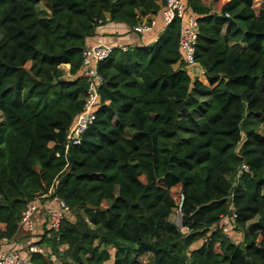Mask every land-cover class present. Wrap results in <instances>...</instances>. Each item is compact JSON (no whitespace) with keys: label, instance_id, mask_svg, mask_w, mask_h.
<instances>
[{"label":"trees","instance_id":"obj_1","mask_svg":"<svg viewBox=\"0 0 264 264\" xmlns=\"http://www.w3.org/2000/svg\"><path fill=\"white\" fill-rule=\"evenodd\" d=\"M184 3L208 84L181 59L175 18L153 43L97 64L94 119L66 150L86 94V39L150 19L164 0H0V238L48 193L71 215L26 264H264V8Z\"/></svg>","mask_w":264,"mask_h":264},{"label":"built area","instance_id":"obj_2","mask_svg":"<svg viewBox=\"0 0 264 264\" xmlns=\"http://www.w3.org/2000/svg\"><path fill=\"white\" fill-rule=\"evenodd\" d=\"M164 30L166 26L175 18L180 21L178 45L181 51V59L192 73L194 70L204 73L195 63L194 44L197 37L196 18L186 11L184 0H164V5L159 12ZM100 23V22H99ZM156 21L153 17L144 19L142 22L129 28L136 34H148L153 31ZM101 26V25H100ZM115 48L127 51L129 46H112L103 42L85 46L82 52V62L80 68V78L87 83L86 94L82 110L74 117L73 122L66 135V150L79 143L80 135L94 119V113L99 105V89L103 84L102 75L97 71V64L108 58ZM247 171L246 165H242L239 173ZM39 210L45 211V230L57 232L64 218L70 213L68 204L61 198L47 195L36 197L30 201L20 216L19 225L23 226L29 234L36 231L37 222L35 214ZM233 217V216H232ZM226 235L232 231V225L220 226ZM62 250L61 248H59ZM28 253H23L9 243L7 238H0V264H26L30 253L46 255L49 249L40 247L34 241L27 243Z\"/></svg>","mask_w":264,"mask_h":264},{"label":"crops","instance_id":"obj_3","mask_svg":"<svg viewBox=\"0 0 264 264\" xmlns=\"http://www.w3.org/2000/svg\"><path fill=\"white\" fill-rule=\"evenodd\" d=\"M208 1L206 0V3L209 5ZM252 1H253V8H254L255 7L254 6L255 1L254 0H252ZM263 8H264V4L258 11H256L255 8H254V10L256 11V13H259ZM153 18L155 19L156 24H155L153 31L148 33V34L141 35V34L133 33L130 31L128 26L120 24V23H106L104 25L99 26L96 30L95 35L87 38L85 41V44L87 46V45H94L96 43L103 42L105 44H109V45H112L115 47L121 46V45H127L129 47L130 46L131 47H133V46H139V47L140 46H147V45L153 43L157 39L159 33L162 31V28H163V23H162L159 12L157 15L153 16ZM244 46H245V44H243V43L237 44L238 48H243ZM63 69H64L66 75H68L69 66L63 65ZM197 71L199 72V70H197ZM78 76H79V74H78ZM197 78L203 84H208L207 80L204 76V73L197 75ZM38 225H39V220H37V227H36L37 231L39 229ZM2 228H3V225L0 224V229H2ZM38 233H40V231ZM25 234H28V232L26 231V229L23 226L19 225L18 232L16 233L14 238L9 241V243L12 246L19 249L23 253L26 252L23 250V247H26L27 243H28L24 239H22V237L25 236ZM31 239H32V241H34V238H31ZM113 252H114V249H113ZM112 255H113V253L111 254V256Z\"/></svg>","mask_w":264,"mask_h":264},{"label":"rangeland","instance_id":"obj_4","mask_svg":"<svg viewBox=\"0 0 264 264\" xmlns=\"http://www.w3.org/2000/svg\"><path fill=\"white\" fill-rule=\"evenodd\" d=\"M208 1V0H207ZM255 3H254V8L256 11H258L264 4V0H254ZM209 5L211 6V8L216 11L217 10V0H209L208 1ZM39 11L41 14H45L46 13V8L44 7V5H40L39 6ZM193 76H196L201 74L200 72H198L197 70H194L192 72ZM2 121V115L0 114V122ZM259 132L261 134L264 135V123L260 126L259 128ZM67 217H71L70 213ZM35 219H36V222L37 220H39V225H38V231L36 229V231L33 232V234H25V236L22 237V239H24L26 242H29L31 241L32 239L31 238H34V242L36 245L40 246V247H45V248H48L49 247L47 246L46 243H42V244H39L38 242L41 240V236L43 237L44 235H46V230H45V211L44 210H39L38 212H36L35 214ZM170 221H172L175 225H177L178 227H180V212L179 210H173L172 214L170 215ZM40 231V233H38ZM228 237L234 241V242H238L241 238L240 234L236 231H231L230 234L228 235ZM199 243L195 244L193 247H196L198 246ZM23 250L26 251L24 252L25 254L28 253L27 251V246L26 247H23ZM110 254L113 253V249L112 248H109L108 249ZM106 264H111V259L110 261L106 262Z\"/></svg>","mask_w":264,"mask_h":264},{"label":"water","instance_id":"obj_5","mask_svg":"<svg viewBox=\"0 0 264 264\" xmlns=\"http://www.w3.org/2000/svg\"><path fill=\"white\" fill-rule=\"evenodd\" d=\"M180 206V205H179Z\"/></svg>","mask_w":264,"mask_h":264}]
</instances>
